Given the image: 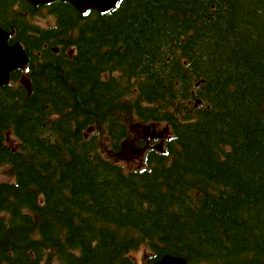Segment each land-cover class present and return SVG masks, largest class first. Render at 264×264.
Returning a JSON list of instances; mask_svg holds the SVG:
<instances>
[{"label":"trees","instance_id":"16d2710c","mask_svg":"<svg viewBox=\"0 0 264 264\" xmlns=\"http://www.w3.org/2000/svg\"><path fill=\"white\" fill-rule=\"evenodd\" d=\"M0 26L28 55L0 85V264H264V0H0Z\"/></svg>","mask_w":264,"mask_h":264},{"label":"water","instance_id":"95a60500","mask_svg":"<svg viewBox=\"0 0 264 264\" xmlns=\"http://www.w3.org/2000/svg\"><path fill=\"white\" fill-rule=\"evenodd\" d=\"M33 4L39 2H48L54 0H28ZM71 2L75 8L80 11L88 7L94 8L101 12L108 11L112 8L117 0H64ZM8 34L0 29V84L8 81L9 71L23 65L26 62V56L18 42L8 46L6 43ZM155 264H186V260L181 256L165 255Z\"/></svg>","mask_w":264,"mask_h":264},{"label":"rangeland","instance_id":"374dc122","mask_svg":"<svg viewBox=\"0 0 264 264\" xmlns=\"http://www.w3.org/2000/svg\"><path fill=\"white\" fill-rule=\"evenodd\" d=\"M38 23L40 25H43V26H47L48 24H52L53 23V19L52 17L48 16V17H45V18H40V20H38ZM136 256H139L140 254H142V251H136ZM138 262H140V259L138 258Z\"/></svg>","mask_w":264,"mask_h":264}]
</instances>
